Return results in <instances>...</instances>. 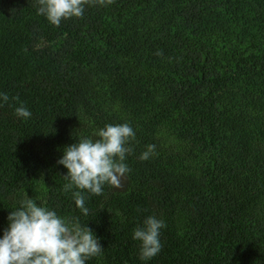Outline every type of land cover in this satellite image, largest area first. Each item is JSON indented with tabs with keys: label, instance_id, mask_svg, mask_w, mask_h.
<instances>
[{
	"label": "trees",
	"instance_id": "16d2710c",
	"mask_svg": "<svg viewBox=\"0 0 264 264\" xmlns=\"http://www.w3.org/2000/svg\"><path fill=\"white\" fill-rule=\"evenodd\" d=\"M0 93V238L27 192L93 230L103 253L86 264H264V0H114L58 27L36 0H0ZM120 123L131 171L84 192V216L57 161ZM149 215L166 227L143 261Z\"/></svg>",
	"mask_w": 264,
	"mask_h": 264
},
{
	"label": "clouds",
	"instance_id": "9594fccd",
	"mask_svg": "<svg viewBox=\"0 0 264 264\" xmlns=\"http://www.w3.org/2000/svg\"><path fill=\"white\" fill-rule=\"evenodd\" d=\"M113 3L114 0H36L37 14L57 27L62 20L82 18L85 5ZM156 54L162 55V52ZM9 101L7 93H0V106ZM15 114L25 120L32 115L23 104L15 108ZM135 135L129 123L106 124L92 136L80 137L63 149L64 154L57 161L68 170L64 175L67 183L63 190L72 192L75 204L84 216L89 215L84 192L99 196L104 194L105 185L114 189L124 187L131 171L125 160L134 151L131 141L135 140ZM154 155L156 146L149 144L139 159L147 161ZM7 219L9 226L0 238V264H86L103 253L99 238L88 225L80 223L79 217L60 216L27 192ZM165 227L163 220L149 215L143 226L133 230V239L140 242L141 260H151L162 250L160 236Z\"/></svg>",
	"mask_w": 264,
	"mask_h": 264
}]
</instances>
